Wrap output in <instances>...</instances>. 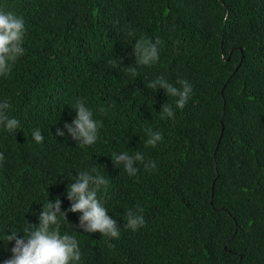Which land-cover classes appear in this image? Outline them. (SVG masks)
<instances>
[{"label":"trees","instance_id":"1","mask_svg":"<svg viewBox=\"0 0 264 264\" xmlns=\"http://www.w3.org/2000/svg\"><path fill=\"white\" fill-rule=\"evenodd\" d=\"M112 3L123 4L117 24L105 18ZM0 8L22 15L27 30L24 54L0 76L8 114L55 136L79 98L102 122L93 145L66 130L65 143L48 138L59 152L48 167L35 156L0 167V229L36 223L30 205L42 201L51 170L56 189L96 167L120 235L62 223L78 232L83 264H264V0H0ZM136 39L159 40L157 61L137 63ZM157 77L192 85L172 118L159 113L175 98L146 87ZM149 127L162 133L154 147ZM119 151H140L156 167L134 162L129 175L113 161ZM48 187L52 199L60 194ZM137 208L145 223L133 230L126 218ZM8 243L0 241V264Z\"/></svg>","mask_w":264,"mask_h":264},{"label":"clouds","instance_id":"2","mask_svg":"<svg viewBox=\"0 0 264 264\" xmlns=\"http://www.w3.org/2000/svg\"><path fill=\"white\" fill-rule=\"evenodd\" d=\"M114 4V3H112ZM117 5V4H114ZM122 5L105 8V18L110 23L117 24L122 17ZM132 35V30H128ZM27 36L26 22L22 15L12 10L0 8V76L7 75L16 59L25 52L24 38ZM159 40L150 42L147 39H136L133 53L137 63L150 64L159 58ZM179 87L164 78L157 77L148 82L147 88L156 90L159 86L166 94L174 97L173 103H164L159 115L163 118L174 117L176 109L183 108L192 92V85L185 79L178 81ZM9 101L0 99V167H9L13 162L24 161L35 156L40 164L45 167L46 162L57 157L59 152L48 144V138L59 144L58 140L65 143V130L67 134L81 146L96 143L99 130L102 127L101 120L94 115L93 108L83 99H75L71 104L75 115L70 121L63 122V129L59 126L51 130L55 136L44 131L42 126L21 125L20 121L8 114ZM26 108V107H25ZM49 129V128H48ZM147 139L145 143L156 146L162 140V133L146 128ZM65 146V145H64ZM113 161H122L124 170L129 175L137 172L139 161H145L142 152L128 151L113 152ZM144 167L155 168V161L147 160ZM60 177L52 170L44 185H40L41 199L30 205L29 213L36 218V223L24 221L20 227L0 229V241L8 243V259L3 258L2 264H83L82 250L79 239L71 231L70 226L80 227L84 232L99 231L108 237L120 235L117 220L108 214L109 209L98 193L106 190L109 180L96 167L81 171L70 183L55 184ZM60 193L56 198L49 197V187ZM66 195V197H65ZM68 200L70 205H68ZM79 212V217L76 212ZM69 219L67 228L61 229V224ZM143 210L129 209L126 218V227L133 230L144 225Z\"/></svg>","mask_w":264,"mask_h":264}]
</instances>
